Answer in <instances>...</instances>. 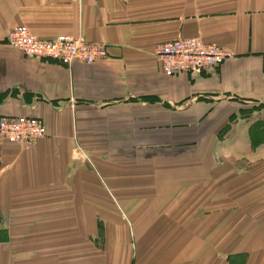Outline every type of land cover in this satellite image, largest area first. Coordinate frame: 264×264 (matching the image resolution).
<instances>
[{
  "label": "crops",
  "instance_id": "obj_1",
  "mask_svg": "<svg viewBox=\"0 0 264 264\" xmlns=\"http://www.w3.org/2000/svg\"><path fill=\"white\" fill-rule=\"evenodd\" d=\"M21 24L104 44L108 55L27 57L6 41ZM194 36L230 56L166 76L154 44ZM0 116L44 126L29 147L0 136V264H23L30 244L44 243L29 234H50L54 220L95 236L94 250L112 249L113 264H264L263 209L197 219L187 211L198 196L183 205L167 191L196 190L219 165L237 168L231 162L264 172V0H0ZM169 166L206 177L167 178ZM176 227L167 248L172 232L159 236Z\"/></svg>",
  "mask_w": 264,
  "mask_h": 264
},
{
  "label": "rangeland",
  "instance_id": "obj_2",
  "mask_svg": "<svg viewBox=\"0 0 264 264\" xmlns=\"http://www.w3.org/2000/svg\"><path fill=\"white\" fill-rule=\"evenodd\" d=\"M207 124L209 125V121L206 119L200 123L199 135L207 129ZM215 162L220 164L219 160ZM228 163L230 164V162ZM231 164H234L237 168L229 165L228 168L222 169V166L219 165V169L216 168L211 177H206L201 168L196 171L192 170L191 172L188 170L183 172L170 171L171 166L175 167L178 165L173 164L165 171L167 178L174 174L173 177H176L178 181H182L181 177L183 176L184 180L189 179L182 181L184 183L201 180L202 177H206L205 180L209 181L207 185L199 186L196 190L195 188H191L187 191V186H182V190H186L177 193L176 190H179V185L173 188L171 185H168V195L170 193L171 197L182 195L184 199L186 198L183 205L189 202V197L193 196L194 198V196H198L199 206L195 205L193 208L188 207L190 210H193L187 211L192 213L193 216H197V219H201L202 216H206L213 212L219 215L230 212L233 209L238 210L240 209L238 205L244 208L246 207L245 213L247 218H251L254 213L258 212V209L264 210V177H262L264 172L263 170L259 172V169H252L249 166L237 165V163L233 162H231ZM169 172L173 174H169ZM159 178L161 180L167 179L165 176H159ZM170 201L171 200H168V204H170ZM54 221V223H50V234H46L45 231H43L41 235L29 234L27 238L29 242L38 241L40 239L44 240V243L30 244V249H37L25 252L26 256L23 264H29L28 261L30 264H113L116 254L112 249H103V251L99 252L94 250L95 245L93 240H95V236H93L92 240L88 234L86 239L83 235L77 237L78 230L75 228L76 225L74 227L69 226V224L60 226L57 225L58 220ZM247 221V226L255 227L256 223L260 220ZM168 232H172V234L168 235L170 240L169 243L165 242V245L173 243L172 240L176 239L181 229L179 227L173 228L171 231L167 229V232H163L159 237L164 238L165 234ZM46 246H50V253L45 251L47 250ZM80 249L86 251L83 253Z\"/></svg>",
  "mask_w": 264,
  "mask_h": 264
},
{
  "label": "built area",
  "instance_id": "obj_3",
  "mask_svg": "<svg viewBox=\"0 0 264 264\" xmlns=\"http://www.w3.org/2000/svg\"><path fill=\"white\" fill-rule=\"evenodd\" d=\"M9 46L25 56L36 59H53L64 64L80 61L92 63L108 55L104 44L93 43L82 37L60 34L52 38L32 33L24 24L8 30ZM152 53L160 62L166 76L193 74L211 70L230 56L228 49L198 36L177 37L154 44ZM44 134L43 122L34 116H0V136L24 147L31 146Z\"/></svg>",
  "mask_w": 264,
  "mask_h": 264
}]
</instances>
